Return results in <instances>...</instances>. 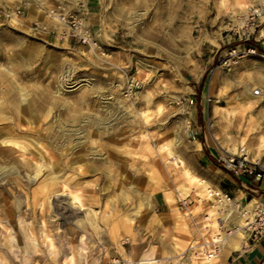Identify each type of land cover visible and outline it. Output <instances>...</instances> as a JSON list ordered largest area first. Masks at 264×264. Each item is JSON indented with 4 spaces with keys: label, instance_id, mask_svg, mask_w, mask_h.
<instances>
[{
    "label": "rangeland",
    "instance_id": "374dc122",
    "mask_svg": "<svg viewBox=\"0 0 264 264\" xmlns=\"http://www.w3.org/2000/svg\"><path fill=\"white\" fill-rule=\"evenodd\" d=\"M17 4L20 23L0 24V104L29 97L39 112L21 124L0 112V264H102L105 254L121 264H206L202 244L222 213L198 200L203 188L168 151L224 192L223 156L258 157L264 174V58L218 66L228 25L264 0H0V10ZM58 5L81 14L97 45L31 31ZM12 129L65 164L57 185H47L46 161L40 175L23 169L35 154L2 152ZM162 193L172 207L154 205ZM188 195L187 210L179 198ZM236 219L222 232L239 227Z\"/></svg>",
    "mask_w": 264,
    "mask_h": 264
},
{
    "label": "built area",
    "instance_id": "2783aa9c",
    "mask_svg": "<svg viewBox=\"0 0 264 264\" xmlns=\"http://www.w3.org/2000/svg\"><path fill=\"white\" fill-rule=\"evenodd\" d=\"M24 8L23 4H17L13 7L1 9L0 24L18 25L24 15ZM44 15V20H37L31 24L30 29L34 34H48L59 40H74L79 44L97 45L93 31L80 13L58 5L47 8ZM226 31L227 46L221 55L219 67L231 69L247 57L264 58V4L249 6L242 15H238L233 19ZM260 95L261 89H255L253 96ZM221 165L241 181L243 188L248 189L253 194L246 204L241 201L226 221L232 222L237 216L244 219L245 222L241 229H244L247 234L248 244L261 241L264 238V200L260 195L256 196L259 189L253 183L260 182L263 179V172L258 169L257 164L247 159L245 155L229 154L223 156ZM221 193L224 200L228 202V209L235 197L223 190H221ZM254 198H257V200H254ZM198 200L200 201L201 197H198ZM179 204L182 208L188 210L193 204V200L188 195L179 198ZM219 219L222 220L223 218L220 217ZM239 227H234V229ZM217 251L218 247H215L211 253L215 254ZM105 264H121V259L113 257Z\"/></svg>",
    "mask_w": 264,
    "mask_h": 264
},
{
    "label": "bare ground",
    "instance_id": "6f19581e",
    "mask_svg": "<svg viewBox=\"0 0 264 264\" xmlns=\"http://www.w3.org/2000/svg\"><path fill=\"white\" fill-rule=\"evenodd\" d=\"M83 82H87L86 79L84 80H79L76 83L77 84H81ZM13 85V84H12ZM15 85V84H14ZM17 86V85H16ZM22 86V85H21ZM24 86V85H23ZM21 89H23V87H21ZM253 96V93H252ZM10 100H8L10 103H6V104H0V112H8L11 115L14 116V118H17L19 120L18 124H21L22 121H25V117L30 119L32 117H36L37 113L39 112L38 109H36L34 107V104L32 102V100L29 97H26V99H18L16 98V96H12L9 98ZM44 110H46L45 108H42L40 111L44 112ZM39 115V114H38ZM137 115H139V117L143 118V120L145 122L149 121L150 116L146 113V111H140L137 112ZM7 118V117H6ZM26 122V121H25ZM61 123V122H60ZM69 123V122H68ZM94 123V122H93ZM102 124H104V127H106V122H103ZM62 126V125H61ZM14 128L15 125H9L6 128ZM17 128V127H16ZM95 128V127H94ZM51 129V128H50ZM54 129V128H53ZM64 129V128H63ZM75 131V130H74ZM14 129L10 130L9 132H6V134H8L9 136L7 138H5L4 140H2V142L5 145V147L2 149V152L5 153L6 156L8 157H12L13 153L16 151V148H19V150H24V151H29V153L35 154L34 158L31 161H27V162H23L24 164V168L23 169H27L28 171H31V173H33L34 176H37L38 174L40 175V172L44 169L42 166V162L40 164V161H46L47 163V168L49 169V178H48V182L47 185L49 186H54L57 185L58 181V175L61 171V167L64 166L65 164H63L62 161L58 160L55 158V155L51 152V148L49 149L46 146H42L39 145V142H34L31 139H26L23 140L22 137H17V135L14 133ZM21 132V131H20ZM24 133V132H23ZM63 133V131H62ZM3 135V129L0 128V137ZM48 135V134H47ZM57 135V134H56ZM54 136V135H53ZM60 136V135H59ZM56 139V138H55ZM62 139V138H61ZM52 140V139H51ZM50 142V141H49ZM60 147L59 144H56L54 148H58ZM33 148H36L33 149ZM59 152V151H58ZM169 153V163H173L174 165H176L177 167L182 168L183 170V176L186 180H188L189 182L192 183H196L198 185H200L203 188V191L205 192V196L201 197V199H204L206 201H211L212 203L210 204L211 207V212L212 211H217L219 214L222 213V217L223 220L217 218V223L219 224V228L218 231L212 234V239L211 240H206L205 243H203V252L202 254H204V257L206 258V260L204 261L206 264H220L221 262V256H222V252L224 250V247L229 244V242H231V239H228L230 236L232 235H236V239L239 241L238 246L236 244L237 247H234V249L236 248L235 251H240V250H244V248H246L248 246V242L247 239L244 237V232L240 229L242 227V225L244 224L245 220L239 218L238 216L235 217V219H238V225L240 226L237 229H234L232 231H228V232H222V226L223 223L225 222L228 217L232 214L233 211H235L237 209V206H239V203L242 201L245 203V198L244 200L242 198H238L237 196H235V199L232 201L231 206L227 209L228 206V202H226L222 196L221 193V189H219L218 187L216 189L212 188L213 186H211L210 184H206L204 180L199 179L187 166L186 161L180 157L178 154H176L175 152H173L172 150L168 151ZM237 153H241L240 151H237ZM246 156L247 159H249L250 161H252L250 159V157L247 154H244ZM23 157V155L21 156ZM24 158V157H23ZM28 158V157H27ZM26 158V159H27ZM254 158V157H253ZM255 164L261 165V161L259 160L258 157H255ZM31 159V158H30ZM16 161V159L14 160ZM6 162V161H5ZM20 162V161H19ZM253 162V161H252ZM15 164L17 162H14ZM75 162H72L71 164H74ZM8 165V164H7ZM17 165V164H16ZM12 166V165H11ZM15 166V165H14ZM19 166V165H18ZM2 167V166H1ZM16 167V166H15ZM264 167V165H263ZM4 168V167H3ZM6 169V168H5ZM8 169V167H7ZM11 170V169H10ZM64 170V169H63ZM181 170V169H180ZM181 170V171H182ZM17 171V170H16ZM19 171V170H18ZM24 171V170H23ZM44 171V170H43ZM21 172V171H20ZM12 173V172H11ZM44 173V172H43ZM64 173V172H63ZM2 174V173H1ZM26 174V173H25ZM66 174V173H65ZM61 175V174H60ZM64 175V174H63ZM62 175V176H63ZM64 177V176H63ZM70 177V175H69ZM61 179V178H60ZM75 181V180H74ZM75 183V182H74ZM45 185V184H44ZM180 189V188H179ZM63 192V191H62ZM189 192V188L186 185H182V193L188 194ZM64 194V193H61ZM68 195V194H67ZM68 199V198H67ZM69 200L73 203L74 206L79 207V208H83L84 205L82 203V201L80 200V198H78L76 195L70 194L69 195ZM168 204L170 205V207H172L174 205V201L172 199V196L169 194L167 195L166 198ZM254 200H257V198H254ZM247 203V202H246ZM235 204V205H233ZM228 210V213L226 214V211ZM89 212V211H88ZM212 214V213H211ZM215 214V213H214ZM94 219L97 218L98 214L95 213L92 215ZM212 216V215H210ZM210 216L208 214H206V219H210ZM93 219V220H94ZM236 219V220H237ZM221 220V221H220ZM71 232L74 230L73 229H69ZM83 236V235H82ZM235 240V239H234ZM223 245V246H222ZM215 247H218V251L214 254L211 253L213 252V249ZM222 247V251L221 253H219L220 248ZM203 257V259H204ZM216 260V262L213 263V261ZM189 264H192L189 263Z\"/></svg>",
    "mask_w": 264,
    "mask_h": 264
},
{
    "label": "crops",
    "instance_id": "0c3cea01",
    "mask_svg": "<svg viewBox=\"0 0 264 264\" xmlns=\"http://www.w3.org/2000/svg\"><path fill=\"white\" fill-rule=\"evenodd\" d=\"M203 161H205V160H203ZM208 166H209L210 170H213L212 166H214V165L212 164V162H210V165H208ZM198 178L201 180H204L206 184L211 185V183L207 179H205L203 177H198ZM221 182L222 183H220V185L222 186V188L224 190L228 191L229 193H231L233 196L238 197V195H239L238 198L243 199L244 196L242 195L243 194L242 192H245L244 193L245 194V201L248 200V195H251V196L253 195V194L249 193L248 191L242 189L240 187V186H242L241 181L239 179L231 176L230 173H224V175L221 176ZM253 185L255 187H257V189H259V192H261L260 196L264 200V178L260 182L253 183ZM154 205L158 209L167 208V206L169 204L166 200V195L162 193L161 195L156 196ZM237 243H239V241L237 239H235V240H232L231 242H229V244H227L224 247V250H223L222 256H221L222 260H221L220 264H264V238L259 242L248 244V246L246 248H244V250H240V251H235L236 248L234 249V247L238 246ZM236 244H237V246H236ZM113 257H116V256H110V258H107L106 254H105V260L103 261L102 264H105L107 261H109Z\"/></svg>",
    "mask_w": 264,
    "mask_h": 264
},
{
    "label": "trees",
    "instance_id": "16d2710c",
    "mask_svg": "<svg viewBox=\"0 0 264 264\" xmlns=\"http://www.w3.org/2000/svg\"><path fill=\"white\" fill-rule=\"evenodd\" d=\"M204 81V80H203Z\"/></svg>",
    "mask_w": 264,
    "mask_h": 264
}]
</instances>
